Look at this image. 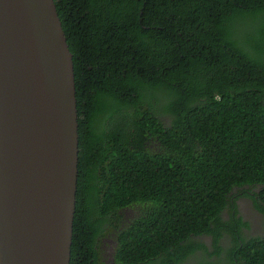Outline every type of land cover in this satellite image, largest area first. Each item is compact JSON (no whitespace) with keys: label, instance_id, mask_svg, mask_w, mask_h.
Segmentation results:
<instances>
[{"label":"trees","instance_id":"trees-1","mask_svg":"<svg viewBox=\"0 0 264 264\" xmlns=\"http://www.w3.org/2000/svg\"><path fill=\"white\" fill-rule=\"evenodd\" d=\"M55 1L79 113L70 264H264L237 217L242 195L264 210V0Z\"/></svg>","mask_w":264,"mask_h":264},{"label":"water","instance_id":"water-1","mask_svg":"<svg viewBox=\"0 0 264 264\" xmlns=\"http://www.w3.org/2000/svg\"><path fill=\"white\" fill-rule=\"evenodd\" d=\"M80 135L55 0H0V264H70Z\"/></svg>","mask_w":264,"mask_h":264},{"label":"flooded vegetation","instance_id":"flooded-vegetation-1","mask_svg":"<svg viewBox=\"0 0 264 264\" xmlns=\"http://www.w3.org/2000/svg\"><path fill=\"white\" fill-rule=\"evenodd\" d=\"M249 194H252L251 192ZM238 208H237V217H241L243 221L247 222L249 227H243V231L246 235L249 236H264V210H262L259 206L255 204L254 200L249 195H242L237 200ZM236 213V212H235ZM223 217L225 219L230 218V214L228 213V209H226L223 213ZM228 235H224L222 239H220V243L224 244L225 237ZM229 237V236H228ZM197 239L199 241H205L208 245H211L213 242V238L208 235H200ZM110 243H113V240H109ZM108 256L110 258L113 257V248L107 249ZM110 260V259H109Z\"/></svg>","mask_w":264,"mask_h":264},{"label":"rangeland","instance_id":"rangeland-1","mask_svg":"<svg viewBox=\"0 0 264 264\" xmlns=\"http://www.w3.org/2000/svg\"><path fill=\"white\" fill-rule=\"evenodd\" d=\"M263 233H264V232H263ZM108 248H110V246H109ZM107 254H108V251L106 252V256H107L106 258H107V260L109 261L110 258H109V256H108Z\"/></svg>","mask_w":264,"mask_h":264}]
</instances>
